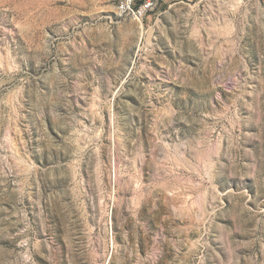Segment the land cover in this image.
<instances>
[{
	"label": "rangeland",
	"instance_id": "1",
	"mask_svg": "<svg viewBox=\"0 0 264 264\" xmlns=\"http://www.w3.org/2000/svg\"><path fill=\"white\" fill-rule=\"evenodd\" d=\"M118 1L0 0V264H264V0Z\"/></svg>",
	"mask_w": 264,
	"mask_h": 264
},
{
	"label": "built area",
	"instance_id": "2",
	"mask_svg": "<svg viewBox=\"0 0 264 264\" xmlns=\"http://www.w3.org/2000/svg\"><path fill=\"white\" fill-rule=\"evenodd\" d=\"M154 5V0H119L118 10L121 14L140 20L147 15L149 10L154 8Z\"/></svg>",
	"mask_w": 264,
	"mask_h": 264
}]
</instances>
